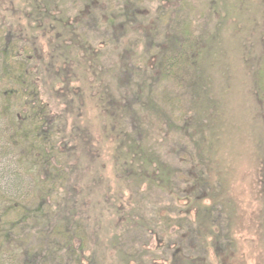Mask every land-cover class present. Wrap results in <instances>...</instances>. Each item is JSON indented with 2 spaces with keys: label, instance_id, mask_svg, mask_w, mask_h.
Wrapping results in <instances>:
<instances>
[{
  "label": "rangeland",
  "instance_id": "1",
  "mask_svg": "<svg viewBox=\"0 0 264 264\" xmlns=\"http://www.w3.org/2000/svg\"><path fill=\"white\" fill-rule=\"evenodd\" d=\"M207 1L93 0L89 6L81 0L68 3L69 17L76 21L77 32L96 51V73L92 77L97 82L101 81V85L93 83L98 95L83 96L80 101L82 110L76 113L80 115L83 127H88L87 122L92 123L97 152L105 163L103 174L109 186L105 181L101 191L108 188L112 195L118 194L123 206L128 210L135 208L137 213L133 212L131 225L124 218L123 221L115 219L119 225L114 231L110 222L112 218L103 217L99 208L90 209L84 222L79 224L82 243L76 238L71 239L74 250L81 244L83 253L67 254L63 248L66 242L63 236H52L48 231L45 234V216L49 214L52 218L57 212L55 204L66 198L62 191L64 185L55 178L45 180L42 164L33 160L40 152L30 143L27 145L23 141L17 148L11 147L9 142L15 128L12 119L19 114L17 110L21 103L0 96V111L10 108L9 114L6 111L8 116L0 119V264H172L173 260L176 261L177 251L184 258L197 259V264H264V127L261 114H253L258 111V107L255 108L258 102L253 91L252 74L249 76L236 67V58L245 55L240 50L241 43L238 44L233 37H222L227 49L230 45L236 49L235 53L230 51L227 58L229 65L236 64L234 74L232 77L222 75L221 82V86L224 84L221 97L229 83L233 87L225 114L228 131L224 144L212 141L211 152L204 158L205 162L193 150L192 142L200 133L188 134L184 127L190 122L196 123L194 112L202 111L206 104L200 98L194 103L190 100L188 74H180L179 81H171L164 72L180 52V49L172 48L170 38L179 40L180 31L185 28L189 29L186 32L189 38L202 34L206 38L214 29L216 23L209 18ZM221 1L233 8L237 2ZM236 6L239 25L259 24L264 35V0H251L244 7ZM10 7L9 0H0V21L3 17L16 25ZM40 41L42 43L44 39ZM257 41L258 44L251 48L256 57L264 51L262 38ZM42 46L47 49L46 45ZM84 65L80 64L81 67ZM253 67L250 69L256 71L257 64ZM77 72L80 73V69ZM241 79H245L246 92L238 85ZM80 80L79 85L73 82L71 86L79 87ZM42 93V98H48L56 111L65 113L67 124L76 121L82 125L73 116V109L59 105V93L53 98L46 91ZM96 96H99V101ZM148 99L153 100L162 112L156 115L148 109L144 117H139L138 113L146 108ZM249 105L252 107L250 110ZM101 107L113 108L117 115L112 119L118 124L120 121L125 135L144 143L164 166L172 169L175 186L172 194L153 189L146 191L145 185L134 189L126 175H116L111 157L116 152L104 132L106 117L98 114ZM125 109L130 115L122 112ZM210 158L213 159L212 164H206ZM34 164L37 166L31 169ZM80 182L87 185L85 177ZM193 184L198 188L195 189ZM82 187L81 191L87 196L88 191ZM97 196L101 197L99 193ZM193 196L201 201V205L211 206L213 232L220 239L215 248L211 238L208 237L203 244L193 233L195 211L192 206L189 208ZM217 201L225 203L222 207L230 216L227 221L219 215L221 206L214 204ZM36 210L43 215L38 214L36 219H31V212ZM224 239L227 246L220 247L225 243ZM227 239H231V246ZM115 242L118 248L113 251ZM31 256L36 258L31 260Z\"/></svg>",
  "mask_w": 264,
  "mask_h": 264
},
{
  "label": "trees",
  "instance_id": "2",
  "mask_svg": "<svg viewBox=\"0 0 264 264\" xmlns=\"http://www.w3.org/2000/svg\"><path fill=\"white\" fill-rule=\"evenodd\" d=\"M10 1V10L13 12L17 24H10L3 17L0 21V96L18 100L21 105L19 106L20 110H17L19 114H15L12 119L15 121V128L9 143L12 144L11 147L19 146V143H23V141L27 145L30 143L31 147L40 152V155L33 157V160L42 164L45 180L55 178L64 185L62 191L66 198L55 204L57 212L52 218L48 216L49 214L45 216L47 227L45 234L47 235L48 231L49 235L63 236L66 239L63 247L65 252L77 255L83 253L84 249L80 244L75 251L71 239L76 238L82 243L79 224L81 221L84 222L90 209L99 208V213L103 217L112 218L113 221L110 222L114 225V231L118 228L119 224L116 223L118 219L123 221L124 218L126 223L131 225L134 222L133 212L137 213L135 208L130 210L128 207L125 208L118 194L112 195L108 188L101 191L102 184L106 181L103 174L105 163L103 157L97 152V141L93 138L92 123L87 122L88 127H83L82 119L76 113V111L82 110L80 101L83 96L98 95V89L94 88L93 83L100 84L101 81L98 80L99 83L92 77L96 73V63L94 62L96 51H93L88 40L77 32L74 18L69 17L67 7L71 0H15L16 4L13 0L12 3ZM81 1L89 6L93 0ZM236 1L234 8L225 6L221 0L207 1L209 18H212L216 24L206 38L203 34L189 38L186 34L189 30L187 28L180 31L179 40L173 36L170 38L172 48L178 49V51L180 49V52L178 57L173 58L171 65L169 64L164 69L167 78H170L171 81H179L181 78H178V75L186 73L184 75L186 76L188 74L189 88L191 89L190 100L194 103L200 98L206 104L202 111L194 112L196 123L190 122L184 127L188 134L200 133L198 139L192 144L193 150L204 162L210 155L212 141L224 144V138L227 136L226 131H228L225 114L228 112L227 107L233 87L229 83L226 92L221 97L223 92L221 89L224 88V84L221 86V82H223L222 75L232 77L231 74H234V65L236 66V64L229 65L227 58L229 52L235 53L236 49L233 45L227 49L223 36L226 38L229 36V39L233 37L238 44L239 42L242 46L244 44V47L241 45L239 47L245 55L236 58L239 66L236 67L245 71L246 74L248 73L249 76L252 74L253 91H255L258 102V105L255 106V108L258 107V111H254L253 114L255 116L261 114L263 118L261 125L264 127V51L262 50L263 54L256 57L254 51L251 50L253 44H258V38H262V42H264L263 30L258 26L259 24L239 25L240 22L237 19L239 15L236 18L235 6L240 4L244 7L251 0ZM251 10L253 11V9ZM209 18L207 16V19ZM228 23L232 24L224 27ZM38 38L44 39L42 43L46 45V50ZM250 44H252L251 47ZM80 64L85 65L81 67ZM255 64H257V70L253 71L250 68L252 66L254 69L253 65ZM77 69H80V73L77 72ZM79 79H81L80 86L72 87L73 82L76 84L78 82L79 85ZM87 81L90 82L87 83ZM244 81L245 79L239 80L238 85L243 87L246 92ZM195 89L198 91L195 92ZM43 91L51 94L52 98L59 93V105L71 111L73 109L75 112L73 116L80 120L82 125L76 121L67 124L65 113L56 111V108L52 107L50 100L45 96L42 98ZM97 99L100 100L99 96H96ZM97 106L99 107V104ZM148 109H151L156 115L162 112L153 100L148 99L146 108L138 113L139 117H144L149 112ZM250 109L252 107L249 105ZM8 110L10 111V108L0 111V119L8 116L6 114ZM99 110V117H106L103 125L104 132L106 131L116 152L111 155L116 175H126L127 180L132 182L130 186H133L134 189L145 185L146 191L153 189L172 194L175 187L172 182V169L164 166L157 156L146 148L144 143L133 141L131 136L125 135L124 126L120 121L118 124L114 118L112 119L113 115H117L113 108L101 107ZM2 112L4 114H1ZM122 112L129 114L127 109ZM181 129L179 128V131ZM207 161L206 164H212L213 159L210 158ZM36 166L37 164H34L31 169H35ZM82 177H85L87 185L81 184ZM106 183L109 186V182L106 181ZM197 184L192 186L198 188ZM82 186H85V190L88 191L87 196L84 195L83 190L81 191ZM122 191L124 190L122 189ZM98 193L101 197L97 196ZM92 194L96 196L91 197ZM171 196L173 197V195ZM197 200V197L193 196L189 201L190 206L188 205L189 208L192 206L195 211L193 233L197 235L198 242L203 244L206 243L208 237L211 238L212 246L215 248L220 239L218 240V234L213 232L212 210L209 211L211 206H203L201 201ZM221 201L213 203L221 206L219 215H223L227 221L230 216L228 217L224 212L222 205L225 203ZM89 205L91 206L89 207ZM38 214L43 215L40 210L31 212V219H36ZM115 219L116 221H114ZM84 226L86 227V224ZM227 241L231 246V239H227ZM115 243L113 251L118 248V243ZM226 246L227 242L220 245V247ZM35 258L31 256V260ZM37 258L39 260V256ZM174 258L176 261L173 260L172 264H182L181 261L183 264H197V259L184 258L179 251ZM27 260H30L29 257Z\"/></svg>",
  "mask_w": 264,
  "mask_h": 264
}]
</instances>
